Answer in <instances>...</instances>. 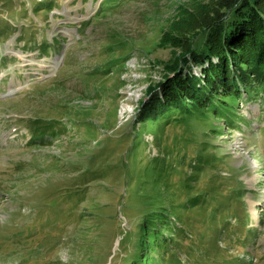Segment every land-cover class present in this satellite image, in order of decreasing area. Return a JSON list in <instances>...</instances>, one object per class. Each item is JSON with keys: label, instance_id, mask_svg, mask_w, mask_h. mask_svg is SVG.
<instances>
[{"label": "rangeland", "instance_id": "obj_1", "mask_svg": "<svg viewBox=\"0 0 264 264\" xmlns=\"http://www.w3.org/2000/svg\"><path fill=\"white\" fill-rule=\"evenodd\" d=\"M208 6L0 0V264H122L123 249L139 259L141 225L160 210L172 212L174 256L163 261L154 246L143 264H264L260 101L240 105L252 121L243 129L211 116H140L162 93L148 92L174 35ZM63 113L78 123L60 137L59 126L25 121Z\"/></svg>", "mask_w": 264, "mask_h": 264}, {"label": "trees", "instance_id": "obj_2", "mask_svg": "<svg viewBox=\"0 0 264 264\" xmlns=\"http://www.w3.org/2000/svg\"><path fill=\"white\" fill-rule=\"evenodd\" d=\"M212 2L213 6H208L205 13H191L185 32L174 35L172 44L175 49L169 63L163 68L164 77L160 84L152 86L148 92L151 94L154 88L161 85L162 93L155 94L150 102L142 106L141 117H157L162 120L173 117V120L180 121L186 117L211 116L215 121L224 120L231 127L243 129L252 123L240 107L244 99H247L254 100V103L260 101L262 114L257 121L264 120V0ZM112 9L113 7H106L102 14ZM76 36L74 42L79 40ZM56 41L58 39L54 38L53 43ZM120 51L119 49L118 52ZM97 53L101 55L104 52ZM106 65L110 70L118 67L113 63ZM193 66H201L200 72L194 71ZM86 91L84 89L80 95H85ZM96 94L97 90L92 95L97 96ZM72 115L63 113L59 116L48 114L41 117L32 114L25 121L33 129L40 128L44 122L51 127L59 126L51 133L60 137L78 123ZM187 187L194 188V183ZM170 212L171 210H160L155 213L158 218L156 221L150 223L146 220L141 225L140 234L146 236L147 244L143 243L140 247L139 259L135 258L130 249L121 250V253L128 256L122 264L147 262L148 252L154 246L158 247L156 252L162 255L163 261L167 253L174 256L170 249L175 235L169 228L172 223L168 221ZM167 228L170 230L166 235ZM129 240L123 238L120 244L124 245Z\"/></svg>", "mask_w": 264, "mask_h": 264}, {"label": "bare ground", "instance_id": "obj_3", "mask_svg": "<svg viewBox=\"0 0 264 264\" xmlns=\"http://www.w3.org/2000/svg\"><path fill=\"white\" fill-rule=\"evenodd\" d=\"M250 204H251V208H252V212L256 215V204H255V201H250Z\"/></svg>", "mask_w": 264, "mask_h": 264}]
</instances>
